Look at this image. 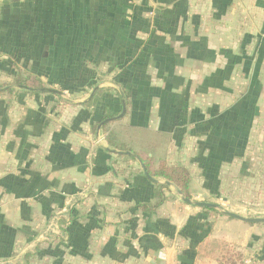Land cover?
Here are the masks:
<instances>
[{
    "label": "crops",
    "instance_id": "1",
    "mask_svg": "<svg viewBox=\"0 0 264 264\" xmlns=\"http://www.w3.org/2000/svg\"><path fill=\"white\" fill-rule=\"evenodd\" d=\"M223 1L231 7L222 19L232 23L219 33L214 29L209 31L201 24L195 27V33L191 28L150 29L157 17L140 12L143 8L139 7L144 6L146 0H0V19L11 35L35 36L32 43L23 45L38 53L36 59L44 66L43 70L47 67L53 70L57 67H91L93 74H98L99 82L107 83L106 87L99 88H110L111 93L118 91V87L110 77L101 80L98 70L119 68L135 53V62L166 67L167 52L173 50L180 61L185 60V67L214 66L219 69L226 64L234 68L228 75L233 82L245 84L247 89L250 84L264 86V0ZM173 15L176 14L168 13L165 18L172 19ZM204 37L208 49L216 55L211 64L205 63L208 58H205ZM222 48L230 50L228 59L217 53ZM153 49L163 51L160 58H146V52ZM189 50L195 51L194 59H189ZM49 58L50 64L47 63ZM47 93L56 99L63 97L61 92ZM91 94L80 103L81 106L92 99ZM133 101L130 113L126 111L123 119L112 122L109 131L115 132L121 143L142 157L171 165L167 161V130L158 129L161 118L155 114L157 109L139 113L135 99ZM83 108L90 114L82 125L83 132L90 135L86 131L92 129L91 115L102 111L96 110L97 107ZM6 111L0 112V261L3 264H208L201 249L197 256L185 257L174 252L169 244V232L173 228L180 229L191 212L183 220L181 210L176 204L175 207L172 205L174 199L151 214L136 208L151 200L155 184L146 177L138 161L119 157L127 154L118 151H104L108 149L104 125L95 133L96 137L100 133L104 136V143L98 150L100 154L96 148L92 155L97 158L98 154L101 167H108L111 172L93 178L101 186L82 195L83 188L79 186L88 180L87 177L91 178L92 155L87 154L89 165L82 171L84 175L78 164L86 163L87 144H77L73 133H69L66 141L60 139L64 132L61 129L71 127L75 110H66L63 117L56 112L51 115L53 121L47 119L46 123L39 122L42 114L26 109L20 110L18 122L14 123L11 116L17 113ZM130 116L137 122L120 127ZM137 119L144 124L141 126ZM162 125L167 126V121ZM125 127L155 138L124 140L122 130ZM134 142L142 148H134ZM130 153L129 156H135ZM115 164L131 165L132 170H128V174L117 172ZM179 165L191 173V195L203 194L195 188L202 178L193 176L186 164ZM136 166H140V172ZM158 181V184H164ZM87 186L85 184L84 188ZM63 197L65 200L61 203ZM225 218L246 233L250 232L249 227L264 226ZM61 247L64 248L60 250Z\"/></svg>",
    "mask_w": 264,
    "mask_h": 264
},
{
    "label": "rangeland",
    "instance_id": "2",
    "mask_svg": "<svg viewBox=\"0 0 264 264\" xmlns=\"http://www.w3.org/2000/svg\"><path fill=\"white\" fill-rule=\"evenodd\" d=\"M225 4L223 0H146L144 6L139 8H143L140 12L157 17L150 29L191 28L195 33V27L201 24L205 29L209 31L214 29L219 33V30H225L232 23L230 20L222 19L231 7V4ZM168 13L176 15H173L172 19L168 16L165 18ZM34 37L11 35L3 19H0V68L14 74L20 69L21 83L34 88L45 87L58 91L63 93V97L56 99L52 95H47L48 93L32 94L29 91L25 93L23 91L27 90L18 86L16 78L0 73V87L10 88L19 94L12 97L1 95L0 112L4 114V109L6 112L14 110L17 115L11 116V121L17 123L20 110L26 109L42 114V121L39 122L46 123L47 119L53 121L51 115L56 112L63 117L66 110H75L71 127L64 126L61 129V132L62 130L64 132L60 139L66 141L69 133H73L77 138V144L81 142L87 144L84 156L86 163L78 164L81 165L82 172L89 165L87 154L92 155L96 148L97 151L101 149L104 136L100 133L96 137L98 129L94 131L91 128L86 131L90 135L84 134L82 125L90 114L80 103L89 97L95 87H106L107 83L101 84L98 74L97 76L93 74L91 67L76 69L57 67L55 70L47 67L43 70L44 66L36 59L38 53L27 50L23 45L32 43ZM221 37L224 41V36ZM206 41L204 37V42ZM205 46L207 48L205 58H208L205 63L211 64L216 55L208 49L207 42ZM228 51L230 50L222 48L217 53L228 59ZM161 52L149 50L146 52V58L155 56V59H158L162 55ZM188 52L189 59H194L195 56L192 55L195 51ZM136 55L135 53L127 57V61L111 74L102 72H108L111 68L98 70L100 79L110 77L112 83L117 81L128 85L139 113L157 109L155 114L161 118L158 129L167 130L168 163L171 165L184 163L190 168L193 176L199 175L202 178L200 182L197 180L199 183L195 188L201 190L203 194L194 193L191 201L218 205V209L214 211L190 206L184 202L185 197L178 196L176 189L168 184L171 188V197L175 200L172 205L175 207L176 204L181 210L182 219L187 213H192L188 215L180 229L173 228L169 232L170 247L185 257L197 256L201 249V255L208 259V264L227 260L230 264H264V226L249 227L250 232L246 233L244 229L229 223L224 214L231 212L248 219L264 218V97L261 98L263 84H250L247 89V85L235 80L233 82L228 75L234 72V68L231 69L226 64L219 69L214 66H205L203 69L195 66L185 67V60L180 61L174 50L167 52V66L159 68L149 63L145 65L142 62H135ZM47 61L50 64L51 58ZM26 72L40 75L42 78L32 79ZM108 109L115 112L121 109L115 92L105 95L98 104L96 110L102 113L91 115L92 126L102 119ZM136 118L140 119V116ZM135 120L130 116L120 127L131 126L137 122ZM166 121L167 126L162 125ZM138 123L141 126L144 124L141 121ZM148 124L149 122L145 125ZM42 127L45 128V125ZM120 127L118 126L119 129ZM122 131L124 140L147 141L148 136L155 138L147 133L139 134L126 130V127ZM132 145L137 150L142 148L135 145V142ZM97 153L100 154V151ZM79 154L82 155V152ZM96 156L97 158L91 156L94 164L90 172L91 178L86 176L88 180L79 186L84 190L80 191L82 195L83 192L89 193L101 186L98 185L100 182L93 178L111 172L108 167H101L98 154ZM60 161L62 162V159ZM115 166L114 170L118 169L117 172L125 171L128 174V170H132L131 165ZM139 168L140 166L138 167L140 172ZM85 184L88 186L84 188ZM64 200L65 197L61 203ZM91 217L94 215L91 214ZM202 243L206 244L202 246ZM65 248H68L67 244ZM176 261L177 259L173 262Z\"/></svg>",
    "mask_w": 264,
    "mask_h": 264
},
{
    "label": "trees",
    "instance_id": "3",
    "mask_svg": "<svg viewBox=\"0 0 264 264\" xmlns=\"http://www.w3.org/2000/svg\"><path fill=\"white\" fill-rule=\"evenodd\" d=\"M15 66H19V65H15ZM18 68H20V67H18ZM117 69H118L117 67H113L107 73L111 74L112 72H115ZM21 72H22V70L18 69L16 74H14L11 71H7L4 68H0V73H4L9 77L16 78V80L18 81V86L19 87H25V90H27V91H23L25 93L28 91L32 94H36V93H40V92L41 93H47L51 90V89H46L45 87L34 88V87H31L30 85H28L26 83H21L20 82ZM26 73H28V77H31L32 79H37V80L40 79V77H38L37 75H34L33 73H30V72H26ZM114 85H116L118 87V91L117 90L116 91L114 90V91L116 92V95L118 96L121 109H120V111H118L116 113L114 111L109 110V109L106 110L102 119L92 126V129L94 131H96L97 128L99 127V125L101 123H103L104 121L110 120L112 118L119 116L122 113L124 106L127 109V114L130 113V111L132 109L134 99L130 94V90H129L128 85H126L122 82H117V81H115ZM111 91H113V90H111L110 88H99L97 90V92L95 93V95L93 96V98L87 102H84L82 105L87 107V108L92 107L95 109L97 107V105L102 101L103 97L105 95L111 93ZM16 94H18V93L13 91L10 88L6 87L4 89V88L0 87V96L5 95V96L12 97ZM111 124H112V122H109V123L105 124L102 128L106 134V142L108 145V149H104V151L109 152V153H113L114 151H118V152L130 151V152H132L133 154H135V156L123 155V156H119V157H124L127 159L138 161L139 163H141V165L143 167L146 168L148 174L151 177L164 182V184L153 185L154 190H153V195H152L151 200L149 202L141 203V204L137 205L136 208L138 210H140L141 212H143L145 214H151V213L157 211L163 204L172 200L173 199L171 197L172 193L170 191L171 188L167 183H169L171 186H173L176 189V192H181L185 198L191 199V197H192L191 191H190L191 173L189 172V170L187 168H185L184 166L179 165V164L178 165H168L164 161L154 162L152 159L144 158V157H142V155H140L136 152H133L127 145L121 143L118 140L115 132L109 131V127ZM166 192H167V194H166ZM203 209H206L209 211H214V209H211V208H203ZM260 225H264V224H260ZM217 264H230V261L229 260L223 261V262L221 261V262H217Z\"/></svg>",
    "mask_w": 264,
    "mask_h": 264
},
{
    "label": "water",
    "instance_id": "4",
    "mask_svg": "<svg viewBox=\"0 0 264 264\" xmlns=\"http://www.w3.org/2000/svg\"><path fill=\"white\" fill-rule=\"evenodd\" d=\"M21 88H25V87H21ZM97 90H98V88L96 87V88L94 89V91L92 92L90 98H93V96H94V94L96 93ZM49 92H52V93H55V94H59V92L54 91V90H50ZM90 98H89V99H90ZM126 111H127V109H126V107L124 106V107H123V110H122V113H121L119 116H117V117H115V118H112V119H110V120H106V121H104L103 123H101L100 126H99V130H100V129L102 128V126L105 125L106 123H109V122H116V121H118V120L123 119V118L125 117V115H126ZM119 154H127V155H131L130 152H126V153L119 152ZM143 171H144L146 177H147L152 183H154V184H158V183H159L158 180H155L154 178H152V177L148 174V172H147V170H146L145 167H143ZM167 184H169V183H167ZM177 195L182 197V193H181V192H177ZM183 200H184V202H185L186 204H188V205H190V206H196V207H199V208H211V209H214V210H215V209H218V205H216V204L205 203V202H193V201H191V199H188V198H183ZM224 214H225L226 216H228V217H231V218H233V219H236V220H239V221H242V222H246V223H249V224H263V223H264V218L248 219V218L242 217V216H240V215H238V214L231 213V212H226V213H224Z\"/></svg>",
    "mask_w": 264,
    "mask_h": 264
},
{
    "label": "built area",
    "instance_id": "5",
    "mask_svg": "<svg viewBox=\"0 0 264 264\" xmlns=\"http://www.w3.org/2000/svg\"><path fill=\"white\" fill-rule=\"evenodd\" d=\"M0 264H3V262H2V261H0Z\"/></svg>",
    "mask_w": 264,
    "mask_h": 264
}]
</instances>
